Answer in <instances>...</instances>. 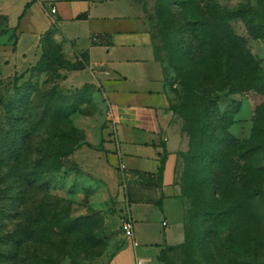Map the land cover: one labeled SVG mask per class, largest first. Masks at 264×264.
<instances>
[{
  "label": "rangeland",
  "instance_id": "1",
  "mask_svg": "<svg viewBox=\"0 0 264 264\" xmlns=\"http://www.w3.org/2000/svg\"><path fill=\"white\" fill-rule=\"evenodd\" d=\"M134 1L169 97L183 240L161 258L264 264V0H172L174 21L193 16L207 40L187 34L183 55L154 17L163 0ZM13 40L0 19V264H105L126 243L129 196L101 89L61 39L14 61Z\"/></svg>",
  "mask_w": 264,
  "mask_h": 264
},
{
  "label": "crops",
  "instance_id": "2",
  "mask_svg": "<svg viewBox=\"0 0 264 264\" xmlns=\"http://www.w3.org/2000/svg\"><path fill=\"white\" fill-rule=\"evenodd\" d=\"M0 19L14 36L13 61L32 52L49 28L64 52L83 60L80 70L101 89L113 125L110 159L127 180L136 241L127 239L105 264H134L137 257L142 264H164L161 253L183 240L174 156L168 150L170 112L152 64L151 35L135 1L0 0ZM24 40L31 49H18Z\"/></svg>",
  "mask_w": 264,
  "mask_h": 264
},
{
  "label": "trees",
  "instance_id": "3",
  "mask_svg": "<svg viewBox=\"0 0 264 264\" xmlns=\"http://www.w3.org/2000/svg\"><path fill=\"white\" fill-rule=\"evenodd\" d=\"M184 2V1H181ZM174 3V1L172 0H163L162 2H159L157 4V6L155 5V9H154V17L156 18V22L158 25H167L168 28V32L170 34V43L168 46V52L171 54L172 52H179L181 53V55L187 53V50L189 48V46L191 45V41H189L187 43L186 39H187V34L190 33L191 39L192 41H196L198 43V45H202V44H206L207 40L203 37H198V35L195 33V25L196 22L198 21L197 19L193 18V16H191V18L186 19L184 22H180L179 24L176 23L173 19V15L175 14L174 10L172 9L171 5ZM164 17V19L162 20V18ZM174 26H176L177 28H175ZM261 28V25H260ZM178 29V32H177ZM176 31V34L174 33ZM51 29H46L44 30L39 38H38V43L41 47L42 44V38L44 36H51ZM177 40L176 42V49L174 50V44H173V40ZM190 43V44H189ZM13 45H14V40H13ZM13 47V46H12ZM185 58H187V55H185ZM174 71H176L178 67V65L171 61L168 64ZM180 76V75H178ZM167 84H169V82H167V79L165 77H163V87L166 90V86ZM184 89H187L186 86L183 85ZM167 101H169V97L166 96ZM210 101V99H209ZM213 118V117H210ZM163 159V157H161V160ZM159 170V168H158ZM161 258V255H160Z\"/></svg>",
  "mask_w": 264,
  "mask_h": 264
},
{
  "label": "built area",
  "instance_id": "4",
  "mask_svg": "<svg viewBox=\"0 0 264 264\" xmlns=\"http://www.w3.org/2000/svg\"><path fill=\"white\" fill-rule=\"evenodd\" d=\"M49 10L53 11L54 7L51 6ZM162 223L164 222L162 221ZM120 227H121L123 234L126 236V238L130 240L132 245H135L136 241L134 240V237H133L131 219L126 218L125 220H123L120 224ZM134 264H142V259L140 257L135 258Z\"/></svg>",
  "mask_w": 264,
  "mask_h": 264
}]
</instances>
